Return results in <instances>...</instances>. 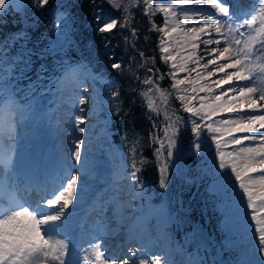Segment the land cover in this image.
Listing matches in <instances>:
<instances>
[{"label": "snow or ice", "instance_id": "snow-or-ice-1", "mask_svg": "<svg viewBox=\"0 0 264 264\" xmlns=\"http://www.w3.org/2000/svg\"><path fill=\"white\" fill-rule=\"evenodd\" d=\"M109 3L122 9L124 19L120 21L97 14L95 30L102 36L112 33L118 26L129 27L130 9L140 6V0H109ZM142 3L146 15L159 12L164 16L163 26L156 30L164 34L159 47L162 60L170 62L168 76L173 90L158 83L164 75L157 76L153 67L146 68L151 75L142 81L147 87L140 95L149 112L163 119L162 126L154 125L162 136L155 133L153 136V142L159 145L155 149L160 173L158 187L167 190L169 160L179 150L181 133L190 125L193 155H203L206 147L214 152L217 181L228 191L232 206L241 219L249 224L254 251L264 257V0H155V6L154 0H142ZM48 4L49 0H34L32 6L43 8ZM15 6V0H0V15ZM205 6L214 11H202ZM68 23L69 17L58 11L52 27L59 30L63 25L66 36ZM188 23L193 26H183ZM173 33L179 34L175 48L166 39ZM131 34L136 36L134 28ZM24 38V31L12 37L13 42ZM201 45L206 55H197ZM2 49L3 45H0ZM30 56V52H22L6 67H3L5 61L0 60V264H76L71 259L67 238L70 226L67 210L82 186L81 173L88 169L87 117L81 106L91 100L88 111L94 113L100 103H105L110 112L118 114L119 105L111 101L119 96V91L111 92L108 100H101L93 83L92 95H79L80 89L87 90L89 80L113 88L115 84L103 73H95L83 60L75 65L62 62L63 75L53 83L58 92L68 83L74 85L73 97L66 102L76 110L72 114V124L74 133L79 135L72 139L69 157L60 164L55 184L48 190L19 171L16 163L18 128L29 118L31 108V100L22 105L17 97L20 92L24 93L25 99L31 97L40 79L38 77L26 90L18 85L19 79L25 78ZM140 56L143 58L140 67L154 63L151 58H144L143 53ZM201 60L206 63L201 64ZM189 63L195 67L189 68ZM18 65L22 67L16 76ZM210 65L215 67L208 71ZM111 67L122 70L120 63H113ZM179 73H185L183 78ZM218 73L224 75L211 79ZM13 77L17 80L16 85L11 84ZM225 85L229 87L225 88ZM219 89L223 90L217 91ZM172 96L188 114L187 120L169 107ZM225 114L229 115L220 118ZM136 152L134 143L130 170L126 167L125 171L133 197L142 198L145 184L139 173L146 161L137 159ZM31 191L40 193L39 199L30 198L28 193ZM139 252L140 249L129 248L126 256H106L102 241H89L81 260L83 264H162L161 257L155 255L132 259ZM258 264H264V259Z\"/></svg>", "mask_w": 264, "mask_h": 264}, {"label": "trees", "instance_id": "trees-1", "mask_svg": "<svg viewBox=\"0 0 264 264\" xmlns=\"http://www.w3.org/2000/svg\"><path fill=\"white\" fill-rule=\"evenodd\" d=\"M33 3L34 0H25L21 10L10 9L0 15V45H3L0 60L5 61L3 67L11 64L13 58L22 52H30L31 63L25 78L19 79L18 85L26 90L39 77V86L31 95L34 98L42 97L45 90L54 88L53 81L62 73L61 65L66 60H83L96 73H103L113 81L114 88L107 85L105 88L110 94L119 91V96L112 100L113 104L119 105V113L111 112L110 115L111 143L122 152L129 168L131 148L136 144L137 159L146 161L139 176L148 191L163 199L170 208L175 242H183L182 238L192 228L201 234L204 242L197 250L196 259L200 264H240L238 254L224 245L216 198L209 193V179L197 170L201 157H187L179 172L169 161L168 188L162 191L158 187L160 173L155 149L159 145L153 142V136L154 133L162 136L154 125L162 126L163 123L149 112L140 93L147 87L142 81L151 75L146 71L147 67L157 70V76L164 75V79L158 80V83L173 91L168 76L170 65L162 60L159 47L164 34L156 30L163 26V14L156 12L146 15L140 0L139 7L130 9L132 19L129 27L118 26L112 33L102 36L95 30L94 17L97 14L120 21L124 19L122 9L113 7L109 0H49V4L43 8H35ZM59 5L69 17L66 36L63 26L59 30L52 27ZM132 28L136 30L135 37L131 34ZM21 31L26 33V38L13 42L14 34ZM57 33L63 36L60 43L54 41ZM140 53L154 63L140 67L143 59ZM113 63H120L122 70L113 69ZM20 67L22 65L16 68V76ZM11 84H17L15 77L11 78ZM18 98L28 100L23 92L18 94ZM191 135V131L184 130L186 140ZM197 261L194 259L191 264Z\"/></svg>", "mask_w": 264, "mask_h": 264}, {"label": "rangeland", "instance_id": "rangeland-1", "mask_svg": "<svg viewBox=\"0 0 264 264\" xmlns=\"http://www.w3.org/2000/svg\"><path fill=\"white\" fill-rule=\"evenodd\" d=\"M15 3L16 6L10 9L19 11L23 7L25 0H15ZM58 11L64 12L60 8V5L55 10L56 15ZM202 11L209 12L214 10L205 6ZM183 26L191 27L193 25L192 23H188ZM178 35V33H173L172 37L166 38L173 44L174 48L176 47L175 39L178 37ZM62 38L63 36L57 33L54 41L56 43H60V39ZM212 47H215V45H213ZM203 48L204 46L201 45V50H197V55H206V53L203 51ZM188 51H191V49L189 48ZM177 59L179 60V56L177 57ZM67 63L75 65L77 62L71 60ZM203 63H206V61L201 60V64ZM218 63H224V61H218ZM188 67L192 68L195 67V65L189 63ZM214 67L215 65H210L207 70L211 71ZM200 71L205 70L200 69ZM228 71L232 70L229 69ZM184 75L185 73H179L180 78H183ZM192 75L194 76L195 73H193ZM223 75V73H218L211 79L214 80ZM93 83H95V87L99 90V98L101 100H108V98L110 97L109 92L104 90V84H101L99 81L93 82L89 80L86 85L87 90L85 91L84 89H80L79 95L84 97L92 95ZM202 83H208V81H202ZM234 83L236 82L234 81ZM66 85L61 92L57 91L56 85L53 90H47L44 95L45 98H43L46 101L45 105H41L40 102L36 99H29L31 100V108L28 110L29 118L24 123L19 125L18 128V141L16 145V163L18 166V170L23 172L24 175L28 177H33V181L37 185L46 187L48 190H50L54 186L56 173L59 170V166L64 160H66L63 149L59 146V144L58 149L61 150L57 152V160H59V164H57V160H55V163L53 162V164L50 166V170L48 171L44 170L42 161L37 151L34 153L33 158H30L24 163L20 162L19 159L21 157L27 158V156H24V154L21 153V150L22 152H24L23 149H25L26 147L29 150H34L36 147H41V149L44 151L47 148V144L48 146H50L53 139L52 134L55 131L54 127L56 129L58 125H62L65 128L61 132L64 134L65 131L66 138L69 140L67 145L72 147L71 141L74 136L79 135V133H74V131L71 130V126L73 128L72 114L76 110L66 102L69 100V98L73 97V95L64 94L63 91ZM224 87L227 88L229 87V85H225ZM222 90L223 89H219L217 91ZM201 95L204 94L202 93ZM29 100L27 102H22L21 100L19 101L22 105H27L29 103ZM111 102L113 103V101ZM157 102L159 103V101ZM91 105L92 102L91 100H89L86 104L81 106L85 109L84 114L87 117L85 119V125L88 128V134L86 137L85 147L88 148L89 161L87 171L81 173L83 180L81 186L82 188H79L78 194L74 198L71 207H76L80 204H82L83 206V203L87 202L85 208L86 210L90 211L93 209V204L90 201L94 200L96 195H100V197H103V201H99V198L96 199L98 202L96 210H93L91 214L87 213L84 218H81V221L77 222L79 231L72 232L71 239L69 240L71 259L75 261L76 264H83L81 257L85 254L84 248L80 247V244L76 242L77 239H79L83 234L86 233L83 228L87 226L88 228L86 234H89L92 233L89 230V225L92 222L99 225L101 224L100 228L103 225L105 226L106 223L109 224L111 222L108 220L102 222L100 212L101 208L104 207V209L109 214H118L116 218L120 220V222L118 221L119 224H122L123 222L127 223L128 221V226L133 225L135 222L144 218V216L148 214L151 215L157 211H161L163 217L162 223H160L158 219L153 216H151L152 218L149 221L151 222V225H148V221L145 222L147 228V236L145 235L144 238L145 243L148 245H154L158 241L161 242V244H159L160 254L158 256L161 257L162 264H164V262H166V264H191V262L196 259L197 250L202 247V244H204L203 240H201L202 236L196 231H193L191 228L187 231L186 237L183 238V243H175L174 236L171 231V210L170 208L168 209L166 203L162 202L163 199L160 200L155 196V194L149 193L146 187L145 195L142 198H134L132 193L130 196H126L125 194H123V189L117 187L115 184L107 188L106 184L103 183V177L110 178V176H112L113 178H117V174L119 173L123 176V180L125 182L124 189L126 191L130 190L129 181L126 178L128 172L125 171L127 164L122 155V152L118 151L115 147L112 146L109 136V117L111 115V112L109 111L107 104L100 103L97 106V110L94 113H90L88 110L91 108ZM169 107L175 110L177 115L183 116L185 120L189 118L188 114L184 113L181 110L180 102L176 101L174 99V96L169 98ZM227 115L229 114H225L220 118H225ZM159 118L163 123L162 116ZM187 130H190V125L189 128L185 131ZM183 133L184 131L181 133L178 141L179 150L175 153L174 158L169 160L170 163L179 172L182 170V164H184V160L187 157H202V160L198 163L199 165L197 170L202 172V174L209 179V193L216 198L217 210L221 215L220 227L224 235L225 247L227 249L235 251L238 254V261H240V264H258V261L260 259H264V257L259 256L258 252L254 251V241L249 224L247 223V221L241 219L240 214L232 206L228 191L222 184L217 181L215 175L217 171V162L215 160L214 152L210 151L206 147L203 155H193L190 148L191 141L193 140V134L188 141L183 137ZM54 146H57V144H55ZM67 154H70V152H67ZM108 170H111V172H108ZM97 171L100 175H97ZM92 173H96L97 179L96 175H91ZM22 182L23 181H21V183ZM28 195L32 199H39L40 193L31 191L30 193H28ZM77 209L78 208H74L73 210L77 211ZM49 210L54 211V209ZM71 210L72 209H69L67 210V212ZM72 215H79V212L72 213ZM105 230L106 229L102 228L100 232L104 233ZM99 241H102L103 244H106V241L104 239H100ZM103 248L106 249V256L111 254V252L115 253V255H120L123 253V256H126L129 249V247H126L125 245H112L110 247L103 246ZM152 255H155V252L151 249L149 257H152ZM196 264L200 263L197 261Z\"/></svg>", "mask_w": 264, "mask_h": 264}, {"label": "bare ground", "instance_id": "bare-ground-1", "mask_svg": "<svg viewBox=\"0 0 264 264\" xmlns=\"http://www.w3.org/2000/svg\"><path fill=\"white\" fill-rule=\"evenodd\" d=\"M246 2V0H245ZM73 89H74V85L71 83H68L64 89V94L65 95H73ZM65 128L61 125V126H57L56 129L54 127V132L52 134L53 139H52V144H50V146H48V144L46 145L47 148L43 151L41 149V147H36L34 150H29L27 147L25 149H23L24 152L21 153L24 154V156H27V158H20V162L24 163L27 160H29L30 158L34 157V153L37 151L41 161H42V165L44 167V170L48 171L50 170V166L53 164V162L55 160H57V152L61 151L59 148V146L63 149L64 152V156L67 159L69 157V154H67V152H70V146L67 145V143L69 142V140L66 138V134L64 131V134L61 132L62 130H64ZM71 130H73L72 126H71ZM66 140V141H65ZM55 144H57V146H54ZM59 144V146H58ZM27 146V145H26ZM26 151V152H25ZM89 161V158H88ZM55 163V162H54ZM57 164H59V160L56 161ZM96 171V170H95ZM98 172V171H97ZM108 172H111V170H108ZM99 174V172H98ZM33 180V177H30ZM103 183L106 184V187L109 188L110 186H113L114 184L123 189V194H125L126 196H130L131 195V190H125L124 189V185L125 182L123 180V176L119 175V178H113L112 176H110V178H106L103 177ZM113 180V181H112ZM82 188V187H80ZM99 198V201H103V197H100V195H96L94 200H91L90 202L93 204V209L88 211L85 208V205L87 204V202L76 206V207H70L69 209H74V208H78L80 210L79 215H70V226L68 229V240L71 239V233L72 232H78L79 228L77 227V222L81 221V218H84V216L88 213L91 214V212L93 210H96V206L98 204L97 200ZM95 201V202H94ZM97 202V203H96ZM68 209V210H69ZM72 211V210H71ZM69 211V212H71ZM68 212V213H69ZM83 214V215H82ZM82 215V216H81ZM100 215L102 217V222H105V220L111 221L113 223H109V224H105V226L103 225L101 228V224H97V223H91L89 226V230L92 233L86 234L87 233V226L85 228H83L84 231H86V235L83 234L79 239L76 240L77 243L80 244V247L82 248H87L89 246V241H99L100 239H104L106 241V244L102 243V246H116V245H121V246H128L129 248H133V249H140V252L137 254V257H134L132 259H138V258H144V257H149L150 255V250H154L155 252V256H158L160 254V248H159V244H161L160 241L156 242L154 245H148L145 243V235H146V221H148V225H151V222H149L151 220V216L156 217L158 219V221L160 223L163 222V217H162V212L161 211H157L153 214H148L146 216H144V218L140 219L139 221L135 222L133 225L128 226V221L127 223L123 222L122 224H119L118 221L120 222V220H118L117 217V213L116 214H109L104 207L101 208V212ZM102 228L106 229L104 233H101L100 231L102 230ZM147 236V235H146ZM103 237V238H101ZM99 239V240H98ZM70 245V243H69ZM158 245V246H157ZM111 254H114L113 252H111ZM117 256H123V253ZM154 256V255H152Z\"/></svg>", "mask_w": 264, "mask_h": 264}]
</instances>
